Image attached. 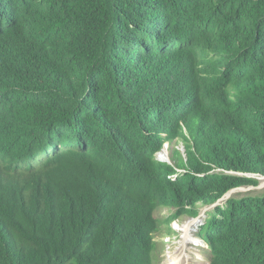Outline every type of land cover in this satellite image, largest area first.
<instances>
[{
    "label": "trees",
    "instance_id": "trees-1",
    "mask_svg": "<svg viewBox=\"0 0 264 264\" xmlns=\"http://www.w3.org/2000/svg\"><path fill=\"white\" fill-rule=\"evenodd\" d=\"M248 175L264 0H0V264H156L158 212ZM203 229L210 264H264V193Z\"/></svg>",
    "mask_w": 264,
    "mask_h": 264
},
{
    "label": "rangeland",
    "instance_id": "rangeland-1",
    "mask_svg": "<svg viewBox=\"0 0 264 264\" xmlns=\"http://www.w3.org/2000/svg\"><path fill=\"white\" fill-rule=\"evenodd\" d=\"M176 149L183 151V145L182 144L177 145ZM170 150H171L170 147H168V149L166 148L164 150L165 152L158 154L157 159L162 162L163 161L170 162L171 161ZM258 181H259L258 186L242 187L246 191L237 189L235 194H233L228 199L225 198L224 200L218 201L216 207L225 205V203L230 198H241V197L248 196V195L256 196V195L263 194L264 186H262L260 180ZM216 207L215 205L201 204L199 205L198 209L190 210L188 215L180 217L179 218L180 223H182L185 227H187V232L186 234H183V235L179 233H175V232H174L175 234H173V232L168 229L169 227L168 222L172 218L171 215L176 213V209H168V210H163V211L158 212L156 217L161 219L162 231L160 233H157L155 236L156 250L154 253V257L156 260V264H164V262L168 258L167 253H168L169 248H171L170 249L171 251H169L170 254L181 252V254L184 255L185 263L187 264H210L211 255H210V252L206 249L207 245L204 242L205 241V229L202 230L201 235H198V231L200 227L203 225V223L205 222V220L207 219L208 221L213 216L214 209ZM162 217L167 218L168 222L165 221L164 218ZM197 217H200L198 219V221L200 220L199 224L195 223V221L197 220L194 218H197ZM170 224H171V228L173 229L174 223H172L171 221ZM191 224H193V226L191 228V231L189 232ZM188 232L192 233L193 235H190ZM198 236L202 238L204 241L196 240L195 238H199ZM193 243H195L198 246L197 247L194 246Z\"/></svg>",
    "mask_w": 264,
    "mask_h": 264
},
{
    "label": "bare ground",
    "instance_id": "bare-ground-1",
    "mask_svg": "<svg viewBox=\"0 0 264 264\" xmlns=\"http://www.w3.org/2000/svg\"><path fill=\"white\" fill-rule=\"evenodd\" d=\"M164 152H165V151H164ZM166 153H167V152H166ZM260 181H261L262 186H264V178H261ZM239 190L244 191L245 189L242 188V189H239ZM245 191H246V190H245ZM235 192H236V190L230 192V193L227 195L226 199H228V198L231 197L233 194H235ZM199 221H200V220H199ZM199 221L197 220V221H195V223L199 224V223H200ZM172 223H174L173 225H174V228H175V229L173 228V230H175L176 233H179V234H182V235H183V234H186V232H187V227H185L182 223H180V222H178V221H172ZM192 226H193V224H191L190 229H189V232L191 231ZM185 228H186V229H185ZM189 232H188V233H189ZM187 240H188V239H187ZM170 249H171V248H169V250H168V253H167L168 258H167V260L164 262V264H187V263H185L184 255L181 254V252H179V253L177 252V253H174V254H170V253H169V251H171Z\"/></svg>",
    "mask_w": 264,
    "mask_h": 264
},
{
    "label": "clouds",
    "instance_id": "clouds-1",
    "mask_svg": "<svg viewBox=\"0 0 264 264\" xmlns=\"http://www.w3.org/2000/svg\"><path fill=\"white\" fill-rule=\"evenodd\" d=\"M221 200V199H220ZM219 200V201H220ZM162 218H164V219H166V221H167V218H165V217H162ZM193 218V217H192ZM200 217H197V218H194V219H196V220H198ZM171 221H178V222H180V220L178 219V220H173L172 218H171V220H170V222ZM206 221H207V219L205 220V222L203 223V225L202 226H204L205 224H206ZM170 222H169V227H170V229H171V231L173 232V234H175L176 232H175V230H173L172 228H171V224H170ZM203 222V221H202ZM202 226L200 227V229H199V231H198V235H199V233H200V230H201V228H202ZM175 232V233H174ZM190 235H193L192 233H189ZM199 237V236H198ZM196 240H201V241H204L202 238H195ZM205 242V241H204ZM205 244L207 245V243L205 242ZM193 245L194 246H198V245H196L195 243H193ZM206 249L208 250L209 249V246L207 245V247H206ZM200 259H202V258H200Z\"/></svg>",
    "mask_w": 264,
    "mask_h": 264
},
{
    "label": "water",
    "instance_id": "water-1",
    "mask_svg": "<svg viewBox=\"0 0 264 264\" xmlns=\"http://www.w3.org/2000/svg\"><path fill=\"white\" fill-rule=\"evenodd\" d=\"M248 177H255V178H257L258 180H260L261 178H264L263 176H256V175H248ZM238 189H240V188H238ZM234 190H237V189H234ZM234 190H232V191H234ZM232 191H230V192H232ZM229 192V193H230ZM229 193H227L221 200H224L226 197H227V195L229 194ZM220 200V201H221ZM215 205V207H216V205H217V203L216 204H214Z\"/></svg>",
    "mask_w": 264,
    "mask_h": 264
}]
</instances>
